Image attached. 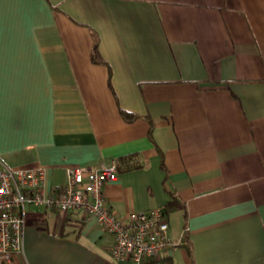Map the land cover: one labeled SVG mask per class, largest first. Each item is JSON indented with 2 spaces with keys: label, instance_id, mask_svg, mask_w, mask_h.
I'll use <instances>...</instances> for the list:
<instances>
[{
  "label": "crops",
  "instance_id": "crops-1",
  "mask_svg": "<svg viewBox=\"0 0 264 264\" xmlns=\"http://www.w3.org/2000/svg\"><path fill=\"white\" fill-rule=\"evenodd\" d=\"M129 154L112 208L183 204L162 264H264V0H0V167L42 168L50 189ZM26 217L0 264H131L93 215Z\"/></svg>",
  "mask_w": 264,
  "mask_h": 264
},
{
  "label": "built area",
  "instance_id": "built-area-1",
  "mask_svg": "<svg viewBox=\"0 0 264 264\" xmlns=\"http://www.w3.org/2000/svg\"><path fill=\"white\" fill-rule=\"evenodd\" d=\"M117 178L115 162L99 167L73 165L67 180L45 187L42 168L0 167V261L9 263L23 252L22 231L28 207H44L64 216L81 211L95 216L108 238V250L117 260L131 264H162L179 241L167 235L168 219L163 207L118 213L106 199L103 185Z\"/></svg>",
  "mask_w": 264,
  "mask_h": 264
},
{
  "label": "trees",
  "instance_id": "trees-1",
  "mask_svg": "<svg viewBox=\"0 0 264 264\" xmlns=\"http://www.w3.org/2000/svg\"><path fill=\"white\" fill-rule=\"evenodd\" d=\"M91 60L95 63L107 64V62L103 59V57L99 53L97 40H95V42L93 43L92 49H91ZM107 83L110 86V68H109V66H108ZM119 112H120L121 116L123 117V119H125L126 121H131V120L138 117L137 113L128 111V110L123 109V108H119ZM147 120L149 122L148 136L151 139L152 125H151V122L148 118H147ZM135 155L136 154H129L126 156L119 157L117 159V161L115 162L116 168L118 167V165H117L118 163L119 164L122 163L121 168L119 167L120 171L132 169V168H135L137 166H140L139 164H136L133 162V158ZM130 162H132V163H130ZM181 207H183V204H181L176 199H172V200L168 201L167 203H165V205L163 206V209H164L165 213L168 214L169 212L176 210V209H179ZM184 238H185V236L183 235L181 240ZM164 259L165 258L162 259V263H163Z\"/></svg>",
  "mask_w": 264,
  "mask_h": 264
}]
</instances>
